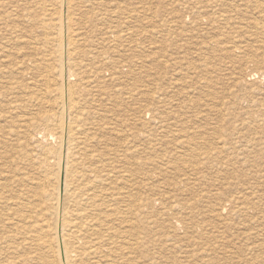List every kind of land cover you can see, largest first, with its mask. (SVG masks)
Segmentation results:
<instances>
[{"label":"rangeland","instance_id":"374dc122","mask_svg":"<svg viewBox=\"0 0 264 264\" xmlns=\"http://www.w3.org/2000/svg\"><path fill=\"white\" fill-rule=\"evenodd\" d=\"M1 1L4 2L5 0H0V2ZM32 1H34V0H32ZM36 1H37L36 6H35L36 12H35V14H33L34 17H32V21L30 19V16H33V15H29V13L25 12V13H23L24 17L21 16L20 19L19 18L16 19V21L18 20L17 22L15 21V19L9 21L10 22V23L8 22L9 24L6 22L4 23V20H2L3 21L2 23L0 22V27H2L0 29V41H1L0 45H1V47H3L0 51V55H1L0 56V118H2V119H0L1 120L0 121V147L1 146L3 147V148L2 147L0 148V164L3 165L2 174L4 176L8 177V184H10L12 186L11 192L7 191V193H5V190H2V188H0V198L6 195V197L9 196V198L12 199V201H17V198L26 196V194H28V186H30L27 184L28 181H24V182L20 183L19 186L16 185V183L20 181V175H21L20 173L24 172V173L28 174V172L30 171V169L28 168V166L25 163H24V165H23V163L20 164L18 167L12 166V161L14 162V160H16L15 158L18 157V154L20 152V149H19L20 143L23 142V140H21L22 137H20L21 138L20 139V138H18V136L16 134H17V131L19 128L22 129L21 126H22L23 120L27 121V122H23L25 124L35 122L34 120H35L36 116L37 117L39 116L38 113L41 114L44 112L45 109H48V107H47L48 105H46V103H45L46 102V96L44 95L45 91H43V89L46 88L45 85L47 84V81L49 79V77H48L49 74L47 71H45L46 70L45 67H47L48 65H52V64L54 65L53 59L55 58L54 53L56 52L55 43L50 38V37H52L50 35V33L54 34V32L52 31V32L46 33V31L44 30V28L42 26L45 21L47 23H49L48 21H50V19H51V17H49V16L52 14V11H53L52 4L54 1L53 0H39L41 3L38 0H36ZM107 1H108V3H107ZM119 1L121 3H119ZM127 1H129V2H127ZM144 1L145 0H96L94 2V0H77V3H76V5H77L76 14H78V15L76 16V19H75L76 20L75 27L77 30L81 29L82 30L81 32H83L84 36L87 38L84 41V45L81 47V50L83 51L82 57H81L82 62H85V64H87L88 59L95 57V56H100L99 58H101L102 56L104 57V55H105V58H106V61H105L106 64H103V65L97 64L99 68L103 66V68L100 71H102L104 78L102 79L103 83H102V85H100V88L97 86V83L95 82V80L92 78V76L88 72H87V74H84L83 76H81L83 78V82L85 85L84 86V88H85L84 96H85V100H86L85 105L88 107L87 111L91 112V115L95 116L94 118L97 117L96 120L86 121L87 123H89V124H87V126H85V127H87V132L89 133V137H90L89 144L92 145V147H93L92 149H94L98 154H105V156H103V158L105 160V163H104L105 167H104V170L102 173V175H104L105 178L103 177L104 179L102 178V181L95 183V184H97L96 190L103 192V193H106V194H109V195H111L112 193H114V195H116L117 192L122 193V194H126L128 192L127 190H129V188H130L129 187L130 184H128L125 181H122L121 178L119 177L120 176V174L118 173L119 169L115 170V168L120 166L118 161H122V157L116 156L118 158L117 159L115 156L109 155V154H115L116 152L125 151V149H127V150L130 149V152H134V151L139 152L138 154H140V155L137 156V158H135L136 156H134V158L132 159V168L135 167V161L148 159L151 157V155H154V154L159 155L162 152L164 153V150L167 151V155H168V153H171L169 158L173 159V157H171V155L173 154V149H172L173 146H170L172 143L169 145V142H167L168 139L166 137H164L165 136L164 129L159 128L157 125L155 126L156 121L153 120L154 118L157 120H162V119L168 117V115L165 114L166 109L162 107V104H160V103L157 104L156 102L153 103L154 105H152V109H150V110H148V108L145 109L146 107L150 108V105L145 104L146 103V98H145L146 95L157 94L158 95L157 97L160 99H162L163 95H164V97L166 96L165 97L166 100L170 101L172 104H174V106H176V107H174L175 110L171 116L172 119L174 120L175 117L176 118L178 117L176 119V121H179V122L185 121L184 123H187L188 127L190 126V128L198 127L200 129L202 127V129L204 128L203 130L205 131V134L207 131H209L204 136L205 138L209 137V138H207L208 144L211 143V144H214L213 146H215L217 141L214 138H221L222 136H225L224 138H226V139L230 138L231 141H234L238 138V141L243 144L245 140L242 139L240 141L239 138H242V137H237V136H241V135L247 136L248 138L245 137V139H247V140H249V139L254 140V143L252 145H249L248 148L246 147L243 151H241V154L239 153L240 151H236V152H233L229 155H221V156H216V157L214 156L213 159L211 160V162H209L210 160L208 161V159L201 158L200 162L199 161H198V163L196 162V164H198V165H195L196 168H194L193 165L192 166L191 165L190 166L184 165L185 166L184 167L183 165H181L180 162L177 163L175 161L176 164L174 163V166L173 165L169 166L170 168H168L167 170L165 169L166 167L164 166V167L160 168L161 170H159L157 168L156 171H151L150 174H153L152 175L153 178L151 181H147V180L145 181V177H143V175H140V176H138V178H136V182L138 181L140 183L135 185L136 182H135L134 178L132 177V181H133L132 182V190H133L132 194L133 195H135L137 193L140 194V197H145V196L151 195L152 198H154V199L162 200L160 202L158 201L157 204L158 203H160V204H158V205L156 204L154 206V209H152L151 216L149 217V220H146V221L143 220L142 221V222H144L143 226L146 227L148 225L147 227L149 228L150 231L148 233H144L143 235H140V242H138V243H141V242L145 243V246H144L145 249L142 250V252L140 250L133 251L134 254L132 253V262H133L132 264H135V263L136 264H142V263L146 264V262H147V264H152V263L153 264H164V263L165 264H184V263L185 264H196V263L197 264H214V263H216V264H235L236 263V264H238L239 260H240L239 264H253V263L254 264H264V260H262V259H264L263 258L264 257V254H263L264 253V250H263L264 249V243H263L264 238H262V237H264V235H262V234H264L263 233L264 232L263 231L264 222L262 223V221H264V219H263L264 218V213H263L264 212V186H263L264 185V178H263L264 177L263 176L264 175V171H263L264 165H262L260 168H258L261 164H264V160H263L264 159V144H262V143H264V136H263L264 135V124H263L264 123V113H263L264 112V110H263L264 109V93H263L264 92V78H263L264 77V75H263L264 64L261 66H256V65L252 66L251 63H250V65H248L249 64L248 63L246 65V63H247L246 61L252 58L251 54L255 50V49H253L255 44H253V43L250 44V50L244 58L246 60L245 62H241V60L235 59L234 57H230L229 55H225L223 53L224 48L228 47L229 42H231V40H229V39L226 41V44H225V41H222V42H224L222 44V46H218L217 48H215L214 53H212V55H210L209 57L206 56V59L209 62L208 65H210V66H208L210 68V70H209L210 72L209 71L206 72L204 70L203 71L204 73H202V76L209 80L210 88L209 89L206 88V90H204L205 88L201 89L200 91L202 93L200 92V95H199V90L196 91L198 93L197 98H196L197 104L192 106L193 101L191 103L188 100V98L186 99V97H187L186 93L189 91V88L191 86V79H189L187 77V75H186V77H187V79H186L184 76L185 74H183L186 71H184L182 73V71H180V70L182 68L183 69L189 68L188 63H192L194 61V58H193L194 57V51H196V49L200 48L201 45H199V44L204 43V41L206 40V38H205L206 36H205V34H203L205 31H202L200 27H196L195 25H191V23L193 21V20H191L192 17L188 21H186L187 25L183 26V28H180L179 25H181V24L177 23L178 25L173 29L174 31L172 33V38L175 37L174 43L172 42V45L169 48H167L165 42H166V38H168V36H167V33L164 32V29L166 30V25L168 22H172L174 19L176 22L177 21L176 19H178V18H176V16L177 15L179 16L180 13H182L181 11L183 8L181 6H178L179 1H180V4H185L187 2H186V0H177V1L172 0L173 2L175 1L174 3L171 0H153V1L147 0L145 2ZM148 1H150V2H148ZM39 3L41 5H39ZM154 3H156V5H154ZM125 4H126V6H125ZM163 4H165L166 6H163ZM41 6H43L44 8ZM130 6H131V8H129ZM161 6H163V7H161ZM1 8L2 7H0V11L3 13L0 12V14H2L0 17L6 15V14H4L5 13L4 7L2 8L3 10ZM119 8L122 10H119ZM40 9H42V10L40 11ZM99 9L101 11H99ZM170 9H172L173 11H169ZM131 10H132V17L133 18H128L127 14L129 12H131ZM151 10H152V12H151ZM87 11H88V15H87ZM108 11L110 13H108ZM116 14H118V15H116ZM251 15L252 14L249 12L248 14H246L247 18L245 17V19H243L241 17V20L243 19L244 21H247L248 19L253 18V17H251ZM106 17L108 20L106 19ZM146 17H148V18L146 19ZM14 18H17V17H14ZM83 18H85V19H83ZM140 18H141V20H140ZM37 20H39V21H37ZM168 20H171V21H168ZM241 20H240V22L243 23L244 21H241ZM21 21H22V23H20ZM99 22H100V24H99ZM177 22H180L179 19ZM10 24L14 25V26H11ZM96 24H98L97 27H96ZM18 25H20V26H18ZM122 28H124V29L122 30ZM184 29H186L185 32H184ZM15 30H16V32H15ZM111 30L115 31L114 34H112L111 36L106 35V33L108 31L111 32ZM181 30H183V31H181ZM127 31H130V32H127ZM156 31H158V32H156ZM180 32H183L185 36L180 37L179 36ZM41 33H42V35L43 34L44 35L41 36L40 35ZM100 33H102V34H100ZM129 33H130V36H128ZM154 33H156V34H154ZM158 33H159V35H158ZM192 33H194V34H192ZM37 34H39V35H37ZM149 34H152V35H149ZM210 34L212 36L214 34V32L210 31ZM239 34H240L239 37L243 38V39L241 38L242 40H247V38L251 37L250 36L251 33L247 32V31L244 33H239ZM155 35L156 36L158 35V36L154 37ZM46 36H48L50 38V41L46 42V45H45L46 40L44 41V39ZM42 37H43V39H42ZM202 37H204V39H202ZM31 38L32 39L34 38L36 41H38L37 44L40 42L37 45V48L39 51L38 50L34 51V50L30 49L31 46L28 45V42L31 41V43H32V41H34V39L31 40ZM133 38H134V40H133ZM179 38H180V41H179ZM196 38H197V40H196ZM181 39H182V42L183 41H185V42L181 43ZM191 39L193 40V42ZM91 40L92 41L94 40L93 41L94 43ZM19 41H21V42H19ZM186 41H188V42H186ZM160 42L163 44H161ZM109 43H110V45H109ZM137 43L140 45H138ZM178 43H179V45L184 44L185 47H182V50L181 49L178 50ZM113 44H115V45L113 46ZM117 44H118V46H117ZM195 44L198 45V47ZM5 45H7V46H5ZM16 45H18V46H16ZM107 45H109V46H107ZM150 45H151V47H150ZM42 46H43V48H42ZM94 46H96V47H94ZM7 47H8V49H7ZM47 48L51 51H49ZM155 49H156V51H155ZM13 50L17 51V52H14ZM180 51H181V53H183L182 51H184V52L186 51L187 61H185V62H186V66L187 65L188 66L186 67L185 65H183V66L181 65V67H179V65H178V67H177V64L176 65L173 64L172 66L170 65V67L169 66L166 67L165 62H164L165 58L163 56L171 55V53H172V54H174V56L173 55L172 56L176 59V58L181 56V54L179 53ZM114 52H115V54H114ZM153 52H155V53H153ZM167 52H169L170 54ZM40 53H42L43 55ZM123 53H125V54H123ZM3 54H5V55H3ZM28 54H29V56H28ZM131 54H132V56H131ZM179 54H180V56H179ZM183 54H185V53H183ZM260 54L264 55V51L260 52ZM113 56H115V57H113ZM138 56H139V59L137 58ZM217 56H218V58H217ZM240 56L243 57L242 55H240ZM2 57H3V59H2ZM31 57H33V58L36 57V59L38 60V63L41 65L39 67V70L37 69V71L34 70L33 72H31V75H33L32 77H34V78H31L30 74L27 75L28 77L26 76L23 78L21 75H19V73H21L20 71H22V68H23V66H21V63L23 60L31 58ZM159 57H161L160 58L161 60L159 59ZM214 57H216V58H214ZM135 58H137V59H135ZM133 59H135V60H133ZM155 60H157L158 62ZM48 61H50L51 63ZM136 61H138L139 63ZM153 61H155L157 64ZM196 61H197L196 64L200 65L199 64L200 61L199 60H196ZM11 62L12 63L14 62L13 63L14 65ZM108 62H109V64H108ZM141 62H142V64H141ZM211 62L212 63L214 62L213 63L214 65L211 64ZM44 63H45V65H44ZM150 63H151V65H150ZM162 63H164V64H162ZM229 63H231V64L229 65ZM242 63H243V65H242ZM137 64H139V65H137ZM108 65H109V67H108ZM148 65H150V66H148ZM133 66L135 67V69L136 68L137 69L135 70ZM241 66H243V67H241ZM163 67H164V69H163ZM234 68L236 69V71ZM23 70H26V69L24 68ZM147 70H148V72H147ZM16 71H18V73ZM133 71H135V72H133ZM138 71H139V73H138ZM179 71L182 74L179 73ZM199 71H201V70H199ZM245 71H246V73H245ZM12 72L14 73V75ZM215 72H217V73H215ZM10 73L13 77H11ZM149 73L151 74V76L149 75ZM213 73H215V75ZM106 74H109L111 77L109 75L106 76ZM177 74H179L181 76H179ZM229 74H231V75H229ZM253 74H256V76L258 78L255 77L256 79H251L254 76ZM130 75H132V76H130ZM137 75H138V77H136ZM251 75H253V76L250 77ZM142 76H144V77H142ZM224 76H225V78H224ZM191 77L195 78L196 75H193ZM247 77H249V78H247ZM8 78H12L13 80L8 79ZM126 78L129 81L126 80ZM167 78L169 80H171V79L172 80L169 82V80ZM178 78H179L180 82L177 80ZM213 78L215 79V82H214ZM242 78H244V79H242ZM5 79L6 80L8 79V80L5 81ZM226 79L228 80V81H226L227 83L225 82ZM237 79H238V81H237ZM241 79H242V81H241ZM135 80H136V83L134 82ZM31 81H32V85L30 84ZM37 81H39V82H37ZM41 81H43V83ZM187 81H188V83H185ZM13 82L15 84V86L13 85V87H15L14 88L15 90L17 89L16 91H14V89L12 87L11 88L9 87L10 89L6 87V86H8V83L13 84ZM44 82H45V84H44ZM137 82H138V84H137ZM250 82L253 83V85ZM146 83H147V85H145ZM28 84H29V86H28ZM130 84H131V86H130ZM142 84H144V85H142ZM216 84H218V85H216ZM227 85H230V86H227ZM232 85L235 87H233ZM24 86H25V88H24ZM96 86L98 88H96ZM158 86H160L161 90H159ZM164 86H165V88H164ZM168 86H170V87H168ZM176 87H178V88H176ZM247 87H248V89H247ZM27 88L29 90H27ZM173 88L174 89L176 88V89L174 90ZM240 88H241V90H240ZM21 89H23V91ZM24 89H25V91H24ZM36 89H38V90H36ZM169 89L171 91H169ZM150 90L151 91L153 90L152 91L153 93L150 92ZM222 90H223V92H222ZM224 90H225V93H224ZM243 90H244V92H243ZM254 90L255 91L257 90L256 95H254L255 94ZM34 91H36V92H34ZM39 91L41 93H38ZM178 91H181V92H178ZM29 92H30V94H29ZM32 92L35 94H38L36 98H39V100H37V101L32 100L28 107L15 109V107L17 105L20 106V104H21L22 106H24V99L27 98V95L28 96L32 95L33 94ZM168 92H170L171 94H169ZM17 93H20V94H17ZM115 93H117L118 95ZM207 93H208V95H207ZM23 95H24V98L22 97ZM43 95H44V97H43ZM245 95H247L248 97ZM136 96H139V97H136ZM173 96H174V99L172 98ZM175 96L177 97L176 99H175ZM242 96H243V98H242ZM180 98H181V100H180ZM221 98H222V100H221ZM223 98H224V100H223ZM204 100H205V102H204ZM174 101H177V102H174ZM194 101H195V99H194ZM117 102H118V104H117ZM127 103H129V104L127 105ZM139 103L141 104V106ZM208 103H210V104H208ZM32 104H34V105H32ZM35 104L36 105L38 104L37 105L38 108H37V106H35ZM143 105L145 107H143ZM216 105L218 106V108H216L217 107ZM31 106H32V108H31ZM179 106H182L183 108L180 109ZM257 106H258V108H257ZM139 107H140V109H139ZM125 108H126V110H125ZM135 108H136V111H135ZM141 108H143V109H141ZM206 108H208V109H206ZM231 108H232V111H231ZM260 108L262 109V112H261ZM209 109L212 111H210ZM217 109H218L219 113H218ZM140 110H141V112L142 111L143 112L141 113ZM120 111H123V112L120 113ZM128 111H130L131 113ZM30 112H32V113H30ZM36 112H38V113H36ZM101 112H103V113H101ZM136 112H137L138 116L136 115ZM148 112H151V114L148 115L147 114ZM158 112H160V113H158ZM187 112H189V113H187ZM223 113H224V115H223ZM257 114H259V115H257ZM163 115H165V116H163ZM247 116L248 117L251 116V117L248 118ZM240 119L242 120L241 121L242 124L239 122ZM111 120L117 122V124ZM190 121H193V122L190 123ZM250 121H253L254 123L253 122L250 123ZM143 124H145V125H143ZM232 124H233L234 128L232 127ZM259 124L261 127L259 126ZM250 125H252V126H250ZM138 126H140V127H138ZM119 127H120V129H119ZM212 127H213L214 131H212ZM229 127L232 130H230ZM145 128H147V129H145ZM220 128H221V130H220ZM127 129H129V130H127ZM206 129H207V131H206ZM215 130H216V132H215ZM250 130H251V132H249ZM10 131L16 132L14 138H12L13 136L9 137L8 134ZM122 131H124V132L122 133ZM143 131L146 134H144ZM242 131H243V134H242ZM257 134H259V135L261 134V135L259 136ZM120 137H121V139H120ZM159 137H161V138H159ZM144 139H146V141ZM135 140H136V142H135ZM146 142H149V143H146ZM135 143L137 144V146ZM167 143L169 146L167 145ZM211 144H209V145H211ZM133 145H135V146H133ZM166 145H167V147H166ZM124 146H126V147H124ZM156 146H158L159 148ZM256 146L258 147L257 149H256ZM132 148L134 149V151H132ZM144 148L146 149V151ZM246 149H247V151H245ZM151 150H153V151H151ZM169 151H172V152H169ZM253 151H254V154H253ZM255 151L259 152V153L257 154ZM244 153H245V155H244ZM246 155L248 156V159H247ZM251 156H253V157H251ZM250 157L252 160H256V159L257 160L253 161L254 162L253 163V162H251L252 160L250 159ZM260 158H262V159H260ZM113 159H115L114 160L115 162L113 161ZM154 159H155V165H157L158 167L162 166L161 163L164 161L161 162V160L157 159L156 157ZM231 160L233 162H231ZM106 161H108V162H106ZM228 161L230 162V164ZM257 161H258V164H257ZM260 162H262V163H260ZM147 163H151V161H147ZM204 163H205V165H204ZM207 163H210V164L207 165ZM117 164H119V165H117ZM178 164H179V166H178ZM253 165H255V166H253ZM242 166H244V167H242ZM150 167L151 166L148 165V167H144V168L149 170V169H151ZM204 167H207V168H204ZM186 168H187V171L185 172ZM231 168H233V169H231ZM163 169H165V170H163ZM170 169H171V171H170ZM172 169H174L175 172H174V170L172 171ZM229 169H230V171H229ZM255 169H256V172L253 171ZM19 170H21L20 173H19ZM192 170L196 171V172H192ZM238 170H240V171H238ZM213 171H214V173H213ZM215 171L217 174L215 173ZM262 171H263V173H262ZM105 172L107 174H104ZM225 172H226V174L227 173H229V174H227V175L225 174V176H224ZM230 172H232V173H230ZM156 173H160V174L158 175ZM191 173L194 174V176H191L192 175ZM239 173L242 175H239ZM252 173H255V174H252ZM117 174H119V176ZM165 174H167V176ZM258 174H259V176H257ZM208 175H211L212 177L208 176ZM229 175L232 178H230ZM109 176H111V177H109ZM219 176L221 179L219 178ZM227 176H229V178H227ZM194 177H196V178H194ZM259 178H261V179L263 178V179L261 180ZM228 179H230V181ZM158 180H160V182ZM221 180H225V181H221ZM168 181H170V182H168ZM193 181H196L197 183L196 182L193 183ZM206 181H209V182L207 183ZM201 182H203L204 184ZM225 182L226 183L228 182L226 184V186H225ZM112 183H113V186H110L109 184H112ZM119 183H121L122 186ZM239 183L241 185H239ZM245 183H246V186H244ZM256 183H258L257 186H256ZM150 184H151V186H150ZM188 185H190V186H188ZM117 186L119 189L117 188ZM140 186H141V188H140ZM199 186H200V188H199ZM238 186H239V188H238ZM183 187H184V189H183ZM109 188H111V189H109ZM120 188H121V190H120ZM125 188H128V189H125ZM207 188L209 189V191ZM235 188H238V189L236 190ZM254 188H255V191H254ZM113 189L115 190V192ZM117 189H118V191H116ZM218 189L220 190V192ZM231 189H232V191H230ZM250 189H251V191H250ZM110 190H112V191H110ZM145 190H146V192H145ZM239 190L242 193L238 194ZM157 192H159V193H157ZM226 192H230L229 194H231V195L229 196V194L227 193V196L225 197ZM243 192H245V193H243ZM164 193H167L168 198H166V196H165L166 194H164ZM248 193L252 194L251 198H250V195ZM161 194H163V195H161ZM245 194L247 196L248 195L249 196L247 197ZM109 195H107V196H109ZM221 195H222V197H221ZM239 195L241 196V198ZM227 197H229L230 199ZM204 199H205V201H204ZM224 199L226 201V204H225V201H223ZM227 199H228V201H227ZM232 199H234L235 203H237V204L233 203L234 201ZM241 200H243V201H241ZM255 200H257L258 202H256ZM167 203H168V205H167ZM170 203H172V206L179 203V206H177L175 213H174V211H172L174 214L171 212V208L169 207ZM204 203H208V204L204 205ZM240 203H242V204L240 205ZM246 203H248V204L246 205ZM218 205H220L222 207L225 206L226 211L227 210L228 211L227 212L221 211L222 212L221 213L220 209H219L220 206L218 207ZM237 205L238 206L240 205V207L237 208L238 207ZM255 205H258V206H255ZM0 206H1L0 207V264H50V259L48 258V256H49L48 249L43 247L44 241L38 242V243H36L34 241V240L38 239V237H40V235H41L40 234L41 233L40 225L37 223V221L40 224H42L41 218L38 216V208H35L36 207L35 203L30 208H27L25 211L19 213L20 215L22 214V216H16L15 210L17 208H15V206H12V205L8 206V207H6L5 205H0ZM232 206H233V208H232ZM252 207H254V208H252ZM191 208H192V210H191ZM211 208L213 209V212L215 210L216 214H214L212 212H211L212 214H210V211H212ZM255 208H257V210ZM165 209H168V210H165ZM209 209H210V211H209ZM231 209H235V210H231ZM158 210H160L161 212ZM190 210H191V212H190ZM240 210L241 211L243 210L244 212L242 211L243 212L242 213ZM249 210L252 211V213ZM245 211L247 214L245 213ZM253 211H254V213H253ZM177 212H179V214ZM205 212L210 214V215L209 216H208V214L206 215ZM248 213H250L251 215L253 214V215L251 216ZM259 213H261V215ZM243 214L244 215L246 214L245 215L246 218L244 217ZM254 214H256L255 217H254ZM224 215H225V217H224ZM196 216L198 217L197 219H196ZM215 216H216V218H214ZM217 216H219V217L217 218ZM235 216H237V217H235ZM248 217L249 218L251 217L252 219L251 218L249 219ZM190 218H191V220H190ZM210 218H211V220H212V218H214V220L210 221ZM235 218L237 219V221L238 220H243V221L235 222L236 221ZM260 218L262 221L259 220ZM165 219H166V221H165ZM178 219H180V220H178ZM206 219H207V221H209V223L206 221ZM175 220H177V221H175ZM188 220H189V222H188ZM215 220H220V221H215ZM132 221H133L132 223H134V222L138 223L140 220L137 217L136 218L133 217ZM190 221L194 222L193 226L190 225ZM247 221H248V223H245ZM222 222H224V223H222ZM249 222H251L252 224H250ZM148 223H150V225ZM178 223H179V225H178ZM241 223L244 224V227H246V226H247L246 228L249 227L248 230H246V228H244ZM211 224L213 225L212 227H211ZM215 224H217V225H215ZM236 224H238V225H236ZM249 224L252 225L253 227L251 226V228H250ZM254 224H256V225H254ZM226 225H227V227H226ZM230 226H232L234 228L232 229V227H230ZM255 226L256 227L258 226V227L256 228ZM216 228L218 229V231ZM228 228H229V230H228ZM240 228L241 229L243 228V230H245V232L242 231ZM211 229H212V231H211ZM223 229H224L226 235H225ZM152 230L153 231L155 230V231L153 232ZM261 231H263V232H261ZM238 232H239V235L241 237L238 235ZM212 233H214V234H212ZM221 234H223V235H221ZM252 234L253 235L255 234V236H253ZM168 235H170V236H168ZM211 235H212V237H211ZM237 235L239 236V238H237L238 237ZM228 236H230V237H228ZM234 236L236 238L233 240ZM257 236L259 238H257ZM204 237H206V238H204ZM227 238H229V240ZM250 238H251V240H250ZM152 239H153V241H152ZM252 239H253V241H252ZM40 240H44V239H40ZM235 240H236V242H235ZM247 240L249 241V243ZM257 240H258V242H257ZM261 241H262V243L259 244ZM134 242L136 243V241H133L132 243H134ZM237 243H238V245H237ZM250 244H252V245H250ZM203 245H204V247H203ZM254 245H257V246H254ZM260 245H262L263 247ZM228 246L231 249L226 248ZM244 246H246V247H244ZM243 247H244V250H243ZM254 247H255V249H254ZM216 248H218V249L216 250ZM194 249H195V251L198 250L197 253L196 252L194 253ZM228 249L231 250L232 252L229 251ZM234 250L235 251L237 250V252L235 253ZM249 250L250 251L252 250L253 252L251 251V253H250ZM180 252H182V253H180ZM154 253H157L158 255H156ZM181 254H183V255H181ZM241 254H243V255H241ZM260 254H261L262 258L259 256ZM220 255H222V256H220ZM244 255H246V257ZM242 256H244V257H242ZM151 257H153V258H151ZM166 257H168V258H166ZM207 257H209V258H207ZM198 258H199V260H198ZM237 258H238V260H237ZM244 258L245 259L247 258L246 259L247 261ZM250 258H252V259H250ZM135 259H136V261H135ZM143 259H144V261H143ZM220 259H222V260H220ZM241 259L243 261H241ZM248 259H250V260H248Z\"/></svg>","mask_w":264,"mask_h":264},{"label":"bare ground","instance_id":"6f19581e","mask_svg":"<svg viewBox=\"0 0 264 264\" xmlns=\"http://www.w3.org/2000/svg\"><path fill=\"white\" fill-rule=\"evenodd\" d=\"M39 1V0H38ZM53 4H52V14L49 16L51 17L50 21H48L49 23L44 22L43 23V28L46 31V33L48 32H54L50 33V35L52 37H50L54 43H55V50L56 52L55 54V58L54 60V65H48L45 71L48 72L49 74V79L47 81V84L45 85V89H43L44 95L46 96V105H48V109H45L43 113L39 114L38 112V117L36 116L35 118V122L32 123H23V122H27V121H22V129H18L17 134L15 131H10L9 132V137L14 138L15 134L18 136V138L22 137L21 140H23L22 143H20L19 149L20 152L18 154V157L15 158L16 160H14V162L12 161V166H19L20 164L24 163L28 166V168L30 169V171L27 173L21 172V170H19V174L20 175V181L16 183L17 186L20 185V183L24 182V181H28L27 184L30 185L28 186V194H26V196L24 197H19L17 198V201H12V199L5 196L0 198V205H5L6 207L8 206H15V208H17L15 210L16 212V216H22V214L20 215L19 213L25 211L27 208H30L34 203L36 205L35 208H38V216L41 218V222L42 224H40L38 221L37 223L40 225V231H41V235L40 237H38V239L34 240L36 243L38 242H42L44 241V245L43 247L48 249V258L50 259V264H132V253L135 250H140L142 252V250L145 249V243L140 242V235H143L144 233H148L150 230L149 228L146 226H143L144 222H142L143 220H149V217L151 216V211L152 209H154V206L157 204V202L162 201L159 199H154L152 198L151 195L149 196H145V197H140V194H135L133 195L132 192V177L134 178L135 182H136V178H138V176L143 175V177H145V181H151L153 178V174H150L151 171H156V169L158 168L159 170H161V167H166L165 169L167 170L168 168H170L169 166H174V163L176 164V162H180L181 165H193L194 168L196 164V162L198 163V161L200 162L201 158L204 159H208L209 162H211V160L213 159V157L215 156H221V155H229L233 152L236 151H240L239 153L241 154V151H243L246 147L248 148L249 145H252L254 143V140L252 139H245L244 135L241 136H237V137H242L239 138V140L241 141L242 139L245 140L244 143H240L238 141V138L234 141H231L230 138L226 139L224 138L225 136H222L221 138H214L216 141V145L213 146L214 144L209 145L208 144V140L207 138H205L204 136L207 134V129H206V134L205 131L202 129V127L199 129L198 127L195 128H190V126L188 127L187 123L184 122H179L176 121V118L173 120L172 119V113L174 112L176 106H174V104H172L170 101L166 100V96L160 99L158 98L157 94L155 95H146V105H150L149 107H146L145 109L148 108V110L152 109V105H154L153 103H160L162 104V107L166 109L165 114L168 115V117L162 119V120H157V119H153L154 121H156L155 126L157 125L159 128L164 129V133L165 136L169 142L170 146H173V154L171 155L172 158H169L171 153H168L167 155V151L164 150V153L160 152L161 154L159 155H151L150 158L145 159V160H140V161H135V167L132 168V159L134 158V156H136L135 158H137V156H139L140 154H138L139 152L134 151V149L132 148V151L134 152H130V149L127 150L125 149V151H121V152H116L115 154H109V155H113V156H121L122 157V161H118L120 166H118L116 169H119V174H117L122 181L127 182L129 185V190H127L128 192L126 194H122L117 192L116 195H114V193H112L111 195L97 191L96 190V185L95 183L102 181V178L104 177V175H102L103 170H104V163L105 160L103 158V156H105V154H98L94 149H92V145L89 144V133L87 132V123L86 121L88 120H96V118H94V115H91V112L87 111L88 107L85 105L86 104V100H85V96H84V92H85V88H84V82H83V78L81 76H83L84 74H87V72L92 76V78L95 80V82L97 83V86L100 88V85H102L103 81L102 79L104 78L102 71H100L102 67H98L97 64H106V58L105 55L104 57L102 56L101 58H99L100 56H95L92 57L90 59H88V63L85 64V62H82L81 57H82V50L81 47L84 45V41L87 39L83 32H81V29H76L75 27V23H76V16L78 14H76V3L77 0H53ZM96 0H94L95 2ZM147 1V0H145ZM144 1V2H145ZM153 1V0H152ZM172 1V0H171ZM177 1V0H176ZM36 0L32 1V0H5L4 2L1 1L0 2V7H4L5 13L6 15L0 17V22L2 23L4 20V23H8L9 21L15 19H20L21 16L24 17L23 13L27 12L29 13V15H33L36 12L35 6H36ZM40 2V1H39ZM105 2V1H104ZM112 2V1H111ZM115 2V1H114ZM129 2V1H127ZM126 2V3H127ZM143 2V1H142ZM150 2V1H148ZM173 2V1H172ZM175 2V1H174ZM173 2V3H174ZM187 3L185 4H180V1L178 3V6H181L182 9V13H180V15L176 16V18L179 19L180 22H177L178 19H176L177 21L175 22V19L172 22H168L166 25V30L164 29V32L167 33L168 38H166V46L167 48H169L172 45V42L174 43V38H172V33H173V29L178 25L177 23H180L181 25L180 28H183V26L187 25L186 21H188L191 17L193 20L191 25H195L196 27H200L202 31H205L203 34H205V38L206 40L204 41V43L199 44L201 45L200 48L196 49V51H194V61L192 63H188L189 68L186 69H181L180 71H182V73L184 71L183 74H185V78L187 79V77L189 79H191V86L189 88V91L186 93L188 100L192 103L193 101V105H196V98H197V92L199 90V95H200V90L204 89L206 90L210 88V82L207 78L202 76V73H204L203 71L205 70L206 72H208L210 70V68L208 66V61L206 59V56H210L212 55V53H214V49L217 48L218 46H222V44L225 41L229 39L231 40V42H229V46L225 47L223 50V53L225 55H229L230 57H234L235 59L241 60V62H245L246 60L244 59L245 56L248 54L249 50H250V44L253 43L255 44L253 49H255L252 52V58L247 60L246 65H250V63L256 66H261L264 64V55H261L260 52L264 51V0H186ZM41 3V2H40ZM39 3V5H41ZM108 3V1H107ZM119 3H121L119 1ZM167 3V2H166ZM83 4V3H82ZM100 4V3H99ZM132 4V3H131ZM38 5V4H37ZM38 5V6H39ZM46 5V4H45ZM86 5V4H85ZM121 5V4H120ZM124 5V4H123ZM154 5H156V3H154ZM162 5V4H161ZM44 6V5H43ZM41 6V7H43ZM126 6V4H125ZM142 6V5H141ZM146 6V5H145ZM144 6V7H145ZM163 6H166L165 4H163ZM161 6V7H163ZM81 7V6H80ZM100 7V6H99ZM168 7V6H167ZM171 7V6H170ZM1 8V9H2ZM44 8V7H43ZM42 8V9H43ZM48 8V7H47ZM103 8V7H102ZM105 8V7H104ZM131 8V6L129 7ZM153 8V7H152ZM151 8V9H152ZM40 9V11L42 10ZM87 9V8H86ZM3 10V9H2ZM85 10V9H84ZM119 10H122L119 8ZM127 10V9H126ZM155 10V9H154ZM160 10V9H159ZM158 10V11H159ZM162 10V9H161ZM39 11V10H38ZM46 11V10H45ZM99 11H101L99 9ZM104 11V10H103ZM111 11V10H110ZM124 11V10H123ZM149 11V10H148ZM169 11H173L172 9H170ZM1 12V11H0ZM44 12V11H43ZM128 12V11H127ZM138 12V11H137ZM152 12V10H151ZM175 12V11H174ZM251 13V17L250 19H246L247 21H244L243 19H245L246 14ZM3 13V12H1ZM85 13V12H84ZM101 13V12H100ZM108 13H110L108 11ZM107 13V14H108ZM117 13V12H116ZM177 13V12H176ZM38 14V13H37ZM134 14V13H133ZM147 14V13H146ZM145 14V15H146ZM2 14H0L1 16ZM80 15V14H79ZM87 15H88V11H87ZM100 15V14H99ZM118 15V14H116ZM128 18H133L132 17V10L131 12H129L128 14ZM140 15V14H139ZM144 15V14H143ZM142 15V16H143ZM124 16V15H123ZM141 16V15H140ZM148 16V15H147ZM17 17V18H14ZM32 17L30 16V19L32 21ZM41 17V16H40ZM87 17V16H86ZM105 17V16H104ZM103 17V18H104ZM113 17V16H112ZM151 17V16H150ZM158 17V16H157ZM241 17L243 18L241 20ZM38 18V17H37ZM102 18V19H103ZM127 18V19H128ZM148 17H146L147 19ZM152 18V17H151ZM247 18V17H246ZM249 18V17H248ZM28 19V18H27ZM40 19V18H39ZM85 19V18H83ZM107 19V17H106ZM105 19V20H106ZM135 19V18H134ZM138 19V18H137ZM143 19V18H142ZM25 20V19H24ZM41 20V19H40ZM108 20V19H107ZM122 20V19H121ZM133 20V19H132ZM141 20V18H140ZM150 20V19H149ZM157 20V19H156ZM244 21L243 23L240 22ZM18 21V20H17ZM16 21V22H17ZM27 21V20H26ZM25 21V22H26ZM39 21V20H37ZM42 21V20H41ZM83 21V20H82ZM81 21V22H82ZM98 21V20H97ZM117 21V20H116ZM158 21V20H157ZM171 21V20H168ZM14 22V21H13ZM103 22V21H102ZM145 22V21H144ZM10 23V22H9ZM8 23V24H9ZM22 23V21L20 22ZM107 23V22H106ZM137 23V22H136ZM150 23V22H149ZM165 23V22H164ZM94 24V23H93ZM100 24V22H99ZM123 24V23H122ZM155 24V23H154ZM3 25V24H2ZM11 25V24H10ZM30 25V24H29ZM32 25V24H31ZM98 24H96L97 27ZM126 25V24H125ZM152 25V24H151ZM14 26V25H11ZM20 26V25H18ZM28 26V25H27ZM124 26V25H123ZM127 26V25H126ZM132 26V25H131ZM159 26V25H158ZM190 26V25H189ZM16 27V26H15ZM103 27V26H102ZM2 27H0L1 29ZM18 28V27H17ZM106 28V27H105ZM125 28V27H124ZM122 28V30L124 29ZM135 28V27H134ZM155 28V27H154ZM186 28V27H185ZM84 29V28H83ZM142 29V28H141ZM159 29V28H158ZM179 29V28H178ZM144 30V29H143ZM152 30V29H151ZM177 30V29H176ZM186 29H184L185 32ZM9 31V30H8ZM43 31V30H42ZM95 31V30H94ZM121 31V30H120ZM183 31V30H181ZM210 31H213L214 34L211 36ZM249 32L251 33V37L247 38V40H242V37H239V33H244V32ZM4 32V31H3ZM13 32V31H12ZM16 32V30H15ZM14 32V33H15ZM18 32V31H17ZM115 31L111 30L108 31L106 33V35H112L114 34ZM130 32V31H127ZM158 32V31H156ZM24 33V32H23ZM22 33V34H23ZM45 33V32H44ZM160 33V32H159ZM158 33V35H159ZM198 33V32H197ZM102 34V33H100ZM99 34V35H100ZM116 34V33H115ZM156 34V33H154ZM194 34V33H192ZM12 35V34H11ZM17 35V34H16ZM39 35V34H37ZM41 36L42 33L40 34ZM49 35V36H50ZM148 35V34H147ZM152 35V34H149ZM157 35V36H158ZM130 36V33L129 35ZM127 36V37H128ZM136 36V35H135ZM156 35L154 37H157ZM179 36H185L183 32L179 33ZM200 36V35H199ZM13 37V36H12ZM18 37V36H17ZM31 37V36H30ZM92 37V36H91ZM134 37V36H133ZM139 37V36H138ZM145 37V36H144ZM191 37V36H190ZM189 37V38H190ZM194 37V36H193ZM204 37H202V39H204ZM15 38V37H14ZM46 36L44 41H45V45L46 42L50 41V38ZM132 38V37H131ZM149 38V37H148ZM192 38V37H191ZM242 38V39H241ZM259 38V39H258ZM16 39V38H15ZM20 39V38H19ZM34 39V38H33ZM31 38V40H33ZM43 39V37H42ZM93 39V38H92ZM136 39V38H135ZM147 39V38H146ZM156 39V38H155ZM158 39V38H157ZM184 39V38H183ZM186 39V38H185ZM188 39V38H187ZM193 39V38H192ZM191 39V40H192ZM201 39V38H200ZM13 40V39H12ZM29 40V39H28ZM95 40V39H94ZM93 40V41H94ZM97 40V39H96ZM134 40V38H133ZM138 40V39H137ZM142 40V39H141ZM161 40V39H160ZM197 40V38H196ZM199 40V39H198ZM256 40V41H255ZM262 40V41H261ZM8 41V40H7ZM26 41V40H25ZM40 41V40H39ZM92 41V40H91ZM92 41V42H93ZM115 41V40H114ZM145 41V40H144ZM143 41V42H144ZM180 41V38H179ZM178 41V42H179ZM252 41V42H251ZM1 42V41H0ZM21 42V41H19ZM38 41H36L34 39V41L28 42V45L31 46L30 49L37 51V44ZM96 42V41H95ZM123 42V41H122ZM139 42V41H138ZM142 42V43H143ZM152 42V41H151ZM185 42V41H183ZM182 39H181V43ZM188 42V41H186ZM193 42V40H192ZM27 43V42H26ZM50 43V42H49ZM52 43V42H51ZM94 43V42H93ZM117 43V42H116ZM135 43V42H134ZM150 43V42H149ZM161 43V42H160ZM263 43V44H262ZM7 44V43H6ZM25 44V43H24ZM100 44V43H99ZM138 44V43H137ZM136 44V45H137ZM163 44V43H161ZM197 44V43H196ZM195 44V45H196ZM231 44V45H230ZM20 45V44H19ZM22 45V44H21ZM36 45V46H35ZM92 45V44H91ZM110 45V43H109ZM107 45V46H109ZM115 44H113L114 46ZM140 45V44H138ZM137 45V46H138ZM156 45V44H155ZM193 45V44H192ZM4 46V45H3ZM7 46V45H5ZM9 46V45H8ZM18 46V45H16ZM40 46V45H39ZM97 46V45H96ZM94 46V47H96ZM118 46V44H117ZM162 46V45H161ZM198 47V45H196ZM226 46V45H225ZM22 47V46H21ZM28 47V46H27ZM41 47V46H40ZM151 47V45H150ZM182 47H185L184 44L179 45L178 43V50H182ZM3 47H1L0 45V51ZM43 48V46H42ZM54 48V47H53ZM103 48V47H102ZM127 48V47H126ZM187 48V47H186ZM8 49V47H7ZM48 49V48H47ZM111 49V48H110ZM160 49V48H159ZM162 49V48H161ZM11 50V49H10ZM49 50V49H48ZM100 50V49H99ZM148 50V49H147ZM167 50V49H166ZM184 50V49H183ZM192 50V49H191ZM220 50V49H219ZM221 50V51H222ZM14 51V50H13ZM39 51V50H38ZM51 51V50H49ZM146 51V50H145ZM156 51V49H155ZM172 51V50H171ZM170 51V52H171ZM7 52V51H6ZM17 52V51H14ZM13 52V53H14ZM120 52V51H119ZM163 52V51H162ZM165 52V51H164ZM183 53H181V51L179 52L181 54H179L180 57L178 58H174V54L171 53V55H167V56H163L165 58V65L166 67L170 65L172 66L173 64H177V67L179 65V67H181V65H185L186 66V62L187 61V55H186V51H182ZM193 52V51H192ZM191 52V53H192ZM5 53V52H4ZM8 53V52H7ZM6 53V54H7ZM44 53V52H43ZM122 53V52H121ZM127 53V52H126ZM144 53V52H143ZM155 53V52H153ZM169 53V52H167ZM42 54V53H40ZM45 54V53H44ZM115 54V52H114ZM125 54V53H123ZM136 54V53H135ZM138 54V53H137ZM147 54V53H146ZM170 54V53H169ZM178 54V53H177ZM5 55V54H3ZM8 55V54H7ZM21 55V54H20ZM19 55V56H20ZM27 55V54H26ZM37 55V54H36ZM43 55V54H42ZM117 55V54H116ZM149 55V54H148ZM152 55V54H151ZM166 55V54H165ZM173 55V56H172ZM240 55H242L243 57H241ZM1 56V55H0ZM22 56V55H21ZM24 56V55H23ZM29 56V54H28ZM132 56V54H131ZM157 56V55H156ZM177 56V55H176ZM53 57V56H52ZM115 57V56H113ZM139 59V56L137 57ZM135 58V59H137ZM157 58V57H156ZM161 57H159L160 59ZM216 58V57H214ZM218 58V56H217ZM3 59V57H2ZM86 59V58H85ZM133 59V60H135ZM145 59V58H144ZM158 59V60H159ZM14 60V59H13ZM52 60V61H53ZM150 60V59H149ZM161 60V59H160ZM164 60V59H163ZM190 60V59H189ZM193 60V59H192ZM196 60H199V64H196ZM220 60V59H219ZM41 61V60H40ZM157 61V60H155ZM153 61V62H155ZM191 61V60H190ZM19 62V61H18ZM50 62V61H48ZM116 62V61H115ZM138 62V61H136ZM158 62V61H157ZM189 62V61H188ZM12 63V62H11ZM10 63V64H11ZM14 63V62H13ZM12 63V64H13ZM20 63V62H19ZM47 63V62H46ZM51 63V62H50ZM49 63V64H50ZM139 63V62H138ZM148 63V62H147ZM152 63V62H151ZM150 63V65H151ZM156 63V62H155ZM154 63V64H155ZM214 63V62H213ZM211 62V64H213ZM109 64V62H108ZM142 64V62H141ZM157 64V63H156ZM164 64V63H162ZM231 63H229L230 65ZM234 64V63H233ZM3 65V64H2ZM14 65V64H13ZM41 64L38 63V60L36 59V57H31L28 59H25L22 61L21 66H23L22 71H20L21 73H19V75H21L23 78L26 77L28 74H30L31 78L33 75H31V72H33L34 70L37 71V69L39 70ZM45 65V63H44ZM133 65V64H132ZM135 65V64H134ZM139 65V64H137ZM146 65V64H145ZM148 65V66H150ZM187 65V66H188ZM198 65V66H197ZM214 65V64H213ZM216 65V64H215ZM243 65V63H242ZM111 66V65H110ZM128 66V65H127ZM141 66V65H140ZM139 66V67H140ZM186 66V67H187ZM212 66V65H211ZM226 66V65H225ZM19 67V66H18ZM109 67V65H108ZM134 67V66H133ZM160 67V66H159ZM158 67V68H159ZM232 67V66H231ZM243 67V66H241ZM26 70H23V69ZM86 68V69H85ZM88 68V69H87ZM148 68V67H147ZM233 68V67H232ZM41 69V68H40ZM135 69V67H134ZM137 69V68H136ZM135 69V70H136ZM139 69V68H138ZM155 69V68H154ZM164 69V67H163ZM178 69V68H177ZM180 69V68H179ZM220 69V68H219ZM222 69V68H221ZM224 69V68H223ZM227 69V68H226ZM235 69V68H234ZM233 69V70H234ZM238 69V68H237ZM260 69V68H259ZM262 69V68H261ZM141 70V69H140ZM151 70V69H150ZM153 70V69H152ZM162 70V69H161ZM167 70V69H166ZM169 70V69H168ZM171 70V69H170ZM201 70V71H199ZM4 71V70H3ZM15 71V70H14ZM42 71V70H41ZM164 71V70H163ZM177 71V70H176ZM179 71V73H181ZM236 71V69H235ZM238 71V70H237ZM241 71V70H240ZM243 71V70H242ZM262 71V70H261ZM260 71V72H261ZM18 73V71H16ZM39 72V71H38ZM131 72V71H130ZM135 72V71H133ZM132 72V73H133ZM148 72V70H147ZM210 72V71H209ZM13 73V72H12ZM37 73V72H36ZM41 73V72H40ZM111 73V72H110ZM123 73V72H122ZM139 73V71H138ZM156 73V72H155ZM169 73V72H168ZM181 73V74H182ZM212 73V72H211ZM217 73V72H215ZM215 73H213L215 75ZM229 73V72H228ZM237 73V72H236ZM246 73V71H245ZM255 73V72H254ZM42 74V73H41ZM118 74V73H117ZM148 74V73H147ZM154 74V73H153ZM159 74V73H158ZM170 74V73H169ZM234 74V73H233ZM241 74V73H240ZM239 74V75H240ZM6 75V74H5ZM8 75V74H7ZM11 75V73H10ZM14 75V73H13ZM18 75V74H17ZM45 75V74H44ZM109 74H106V76H108ZM149 75L151 76V74L149 73ZM155 75V74H154ZM153 75V76H154ZM179 75V74H177ZM187 75V77H186ZM193 75H196L195 78L191 77ZM208 75V74H207ZM212 75V74H211ZM210 75V76H211ZM231 75V74H229ZM235 75V74H234ZM233 75V76H234ZM254 75V76H253ZM250 77L253 76V78L251 79H256L255 77L256 74H253ZM264 75V73H263ZM16 76V75H15ZM20 76V77H21ZM35 76V75H34ZM38 76V75H37ZM42 76V75H41ZM40 76V77H41ZM81 78H80V77ZM105 76V77H106ZM110 76V75H109ZM132 76V75H130ZM135 76V75H134ZM148 76V75H147ZM152 76V77H153ZM169 76V75H168ZM175 76V75H174ZM181 76V75H179ZM11 77H13L11 75ZM28 77V76H27ZM46 77V76H45ZM111 77V76H110ZM138 77V75L136 76ZM135 77V78H136ZM144 77V76H142ZM219 77V76H218ZM227 77V76H226ZM232 77V76H231ZM235 77V76H234ZM233 77V78H234ZM242 77V76H241ZM39 78V77H38ZM91 78V77H90ZM89 78V79H90ZM128 78V77H127ZM126 78V80H128ZM134 78V79H135ZM149 78V77H148ZM180 78V77H179ZM179 78L177 79L179 82ZM182 78V77H181ZM225 78V76H224ZM230 78V77H229ZM249 78V77H247ZM258 78V77H257ZM260 78V77H259ZM264 78V77H263ZM8 79H12V78H8ZM7 79V80H8ZM26 79V78H25ZM28 79V78H27ZM41 79V78H40ZM145 79V78H144ZM147 79V78H146ZM168 79V78H167ZM166 79V80H167ZM183 79V78H182ZM188 79V80H189ZM235 79V78H234ZM244 79V78H242ZM241 79V81H242ZM246 79V78H245ZM5 79V81H7ZM13 80V79H12ZM24 80V79H23ZM140 80V79H139ZM156 80V79H155ZM169 80V79H168ZM172 80V79H171ZM169 80V82L171 81ZM175 80V79H174ZM211 80V79H210ZM214 82L215 79L213 78ZM222 80V79H221ZM247 80V79H246ZM258 80V79H257ZM25 81V80H24ZM129 81V80H128ZM141 81V80H140ZM182 81V80H181ZM185 81V80H184ZM217 81V80H216ZM228 81L227 79L225 80V82ZM230 81V80H229ZM234 81V80H233ZM232 81V82H233ZM238 81V79H237ZM39 82V81H37ZM43 83V81H41ZM131 82V81H130ZM136 83V80L134 81ZM145 82V81H144ZM164 82V81H163ZM162 82V83H163ZM167 82V81H166ZM220 82V81H219ZM4 83V82H3ZM6 83V82H5ZM185 83H188L185 82ZM227 83V82H226ZM251 83V82H250ZM32 85V81L30 83ZM36 84V83H35ZM45 84V82H44ZM132 84V83H131ZM130 84V86H131ZM138 84V82H137ZM136 84V85H137ZM184 84V83H183ZM190 84V83H189ZM253 85V83H251ZM13 85L15 86L14 82L12 83H8V86H6L7 88H15L13 87ZM43 85V84H42ZM87 85V84H86ZM91 85V84H90ZM127 85V84H126ZM129 85V84H128ZM134 85V84H133ZM144 85V84H142ZM147 85V83L145 84ZM178 85V84H177ZM218 85V84H216ZM223 85V84H222ZM236 85V84H235ZM29 86V84H28ZM96 86V88H98ZM123 86V85H122ZM135 86V85H134ZM176 86V85H175ZM188 86V85H187ZM225 86V85H224ZM230 86V85H227ZM233 86V85H232ZM231 86V87H232ZM41 87V86H40ZM129 87V86H128ZM144 87V86H143ZM153 87V86H152ZM170 87V86H168ZM173 87V86H172ZM180 87V86H179ZM185 87V86H184ZM220 87V86H219ZM235 87V86H233ZM243 87V86H242ZM249 87V86H248ZM247 87V89H248ZM9 88V89H10ZM25 88V86H24ZM42 88V87H41ZM115 88V87H114ZM134 88V87H133ZM138 88V87H137ZM136 88V89H137ZM148 88V87H147ZM146 88V89H147ZM155 88V87H154ZM159 90L160 86H158ZM157 88V89H158ZM165 88V86H164ZM178 88V87H176ZM175 88V89H176ZM221 88V87H220ZM224 88V87H223ZM139 89V88H138ZM153 89V88H152ZM174 89V88H173ZM174 89V90H175ZM185 89V88H184ZM212 89V88H211ZM215 89V88H214ZM227 89V88H226ZM236 89V88H235ZM246 89V90H247ZM17 90V89H16ZM14 89V91H16ZM23 91V89H21ZM27 90H29L27 88ZM38 90V89H36ZM154 90V89H153ZM152 90V91H153ZM167 90V89H166ZM188 90V89H187ZM203 90V91H204ZM232 90V89H231ZM238 90V89H237ZM241 90V88H240ZM245 90V89H244ZM243 90V92H244ZM25 91V89H24ZM150 90V92H152ZM158 91V90H157ZM169 91H171L169 89ZM209 91V90H208ZM211 91V90H210ZM255 91V90H254ZM257 91V90H256ZM256 91L254 92L256 95ZM36 92V91H34ZM139 92V91H138ZM181 92V91H178ZM207 92V91H206ZM223 92V90H222ZM246 92V91H245ZM23 93V92H22ZM25 93V92H24ZM28 93V92H27ZM33 93V92H32ZM38 93H41L40 91ZM43 93V92H42ZM129 93V92H128ZM135 93V92H134ZM140 93V92H139ZM153 93V92H152ZM164 93V92H163ZM169 94H171L170 92H168ZM202 93V92H201ZM211 93V92H210ZM225 93V90H224ZM235 93V92H234ZM242 93V92H241ZM264 93V92H263ZM262 93V94H263ZM16 94V93H15ZM20 94V93H17ZM30 94V92H29ZM117 94V93H115ZM130 94V93H129ZM147 94V93H146ZM175 94V93H174ZM204 94V93H203ZM218 94V93H217ZM221 94V93H220ZM240 94V93H239ZM38 94L33 93L32 95L28 96L27 98L24 99V106H22L20 104V106H16L15 109H20L23 107H28L31 103L32 100H39V98H36ZM43 95V97H44ZM118 95V94H117ZM122 95V94H121ZM160 95V94H159ZM180 95V94H179ZM206 95V94H205ZM208 95V93H207ZM253 95V94H252ZM131 96V95H130ZM155 96V97H154ZM184 96V95H183ZM204 96V95H203ZM211 96V95H210ZM230 96V95H229ZM228 96V97H229ZM247 96V95H245ZM250 96V95H249ZM24 98V95L22 96ZM119 97V96H118ZM127 97V96H126ZM139 97V96H136ZM144 97V96H143ZM169 97V96H168ZM201 97V96H200ZM214 97V96H213ZM227 97V96H226ZM248 97V96H247ZM49 98V99H48ZM121 98V97H120ZM132 98V97H131ZM159 100H158V99ZM174 99V96L172 97ZM177 97L175 96V99ZM211 98V97H210ZM216 98V97H215ZM225 98V97H224ZM223 98V100H224ZM240 98V97H239ZM243 98V96H242ZM42 99V98H41ZM129 99V98H128ZM127 99V100H128ZM169 99V98H168ZM171 99V98H170ZM179 99V98H178ZM183 99V98H182ZM185 99V98H184ZM195 99V101H194ZM203 99V98H202ZM212 99V98H211ZM237 99V98H236ZM142 100V99H141ZM144 100V99H143ZM181 100V98H180ZM199 100V99H198ZM222 100V98H221ZM250 100V99H249ZM34 101V102H35ZM139 101V100H138ZM173 101V100H172ZM213 101V100H212ZM115 102V101H114ZM113 102V103H114ZM132 102V101H131ZM177 102V101H174ZM184 102V101H183ZM186 102V101H185ZM205 102V100H204ZM216 102V101H215ZM231 102V101H230ZM36 103V102H35ZM93 103V102H92ZM111 103V102H110ZM138 103V102H137ZM207 103V102H206ZM222 103V102H221ZM224 103V102H223ZM246 103V102H245ZM249 103V102H248ZM118 104V102H117ZM129 103H127L128 105ZM140 104V103H139ZM156 104V105H157ZM210 104V103H208ZM213 104V103H212ZM219 104V103H218ZM252 104V103H251ZM34 105V104H32ZM38 105V104H37ZM35 104V106H37ZM45 105V106H46ZM98 105V104H97ZM125 105V104H124ZM180 105V104H179ZM182 105V104H181ZM223 105V104H222ZM255 105V104H254ZM43 106V105H42ZM41 106V107H42ZM94 106V105H93ZM141 106V104H140ZM191 106V107H192ZM208 106V105H207ZM211 106V105H210ZM217 106V105H216ZM96 107V106H95ZM121 107V106H120ZM125 107V106H124ZM127 107V106H126ZM129 107V106H128ZM143 107H145L143 105ZM180 109H182V106H179ZM243 107V106H242ZM254 107V106H253ZM32 108V106H31ZM36 108V107H35ZM38 108V106H37ZM93 108V107H92ZM122 108V107H121ZM194 108V107H193ZM203 108V107H202ZM218 108V106L216 107ZM225 108V107H224ZM247 108V107H246ZM249 108V107H248ZM258 108V106H257ZM263 108V107H262ZM44 109V108H43ZM130 109V108H129ZM132 109V108H131ZM140 109V107H139ZM143 109V108H141ZM208 109V108H206ZM215 109V108H214ZM244 109V108H243ZM256 109V108H255ZM42 110V109H41ZM92 110V109H91ZM126 110V108H125ZM161 110V109H160ZM194 110V109H193ZM210 110V109H209ZM261 112L262 109L260 108ZM264 110V109H263ZM29 111V110H28ZM118 111V110H117ZM131 111V110H130ZM128 111V112H130ZM136 111V108H135ZM134 111V112H135ZM212 111V110H210ZM218 111V109H217ZM232 111V108H231ZM34 112V111H33ZM100 112V111H99ZM114 112V111H113ZM123 111H120V113H122ZM133 112V113H134ZM138 112V111H137ZM136 112V115H137ZM141 112V110H140ZM143 112V111H142ZM141 112V113H142ZM152 112V111H151ZM151 112H148L147 114H151ZM182 112V111H181ZM198 112V111H197ZM214 112V111H213ZM212 112V113H213ZM32 113V112H30ZM103 113V112H101ZM131 113V112H130ZM160 113V112H158ZM189 113V112H187ZM186 113V114H187ZM206 113V112H205ZM210 113V112H209ZM219 113V111H218ZM264 113V112H263ZM108 114V113H107ZM140 114V113H139ZM162 114V113H161ZM183 114V113H182ZM199 114V113H198ZM248 114V113H247ZM37 115V114H36ZM103 115V114H102ZM105 115V114H104ZM135 115V114H134ZM184 115V114H183ZM221 115V114H220ZM224 115V113H223ZM227 115V114H226ZM244 115V114H243ZM256 115V114H255ZM254 115V116H255ZM259 115V114H257ZM113 116V115H112ZM138 116V115H137ZM165 116V115H163ZM205 116V115H204ZM263 116V115H262ZM33 117V116H32ZM122 117V116H121ZM190 117V116H189ZM242 117V116H241ZM240 117V118H241ZM248 117V116H247ZM251 117V116H250ZM248 117V118H250ZM256 117V116H255ZM102 118V117H101ZM112 118V117H111ZM115 118V117H114ZM147 118V117H146ZM180 118V117H179ZM245 118V117H244ZM2 119V118H0ZM99 119V118H98ZM109 119V118H108ZM117 119V118H116ZM121 119V118H120ZM184 119V118H183ZM187 119V118H186ZM200 119V118H199ZM198 119V120H199ZM247 119V118H246ZM257 119V118H256ZM261 119V118H260ZM134 120V119H133ZM151 120V119H150ZM201 120V119H200ZM199 120V121H200ZM225 120V119H224ZM223 120V121H224ZM1 121V120H0ZM113 121V120H111ZM143 121V120H142ZM146 121V120H145ZM187 121V120H186ZM241 119L239 120V122L241 123ZM115 122V121H113ZM148 122V121H147ZM193 121H190V123H192ZM204 122V121H203ZM202 122V123H203ZM238 122V123H239ZM253 121H250V123H252ZM117 124V122H115ZM130 123V122H129ZM132 123V122H131ZM139 123V122H138ZM200 123V122H199ZM224 123V122H223ZM228 123V122H227ZM226 123V124H227ZM237 123V122H236ZM245 123V122H244ZM249 123V122H248ZM247 123V124H248ZM254 123V122H253ZM149 124V123H148ZM231 124V123H230ZM242 124V123H241ZM258 124V123H257ZM264 124V123H263ZM123 125V124H122ZM145 125V124H143ZM153 125V124H152ZM237 125V124H236ZM101 126V125H100ZM125 126V125H124ZM241 126V125H240ZM239 126V127H240ZM247 126V125H246ZM252 126V125H250ZM260 126V124H259ZM123 127V126H122ZM121 127V128H122ZM140 127V126H138ZM145 127V126H144ZM149 127V126H148ZM233 127V124H232ZM261 127V126H260ZM95 128V127H94ZM100 128V127H99ZM230 128V127H229ZM234 128V127H233ZM254 128V127H253ZM102 129V128H101ZM120 129V127H119ZM118 129V130H119ZM147 129V128H145ZM219 129V128H218ZM240 129V128H239ZM255 129V128H254ZM122 130V129H121ZM120 130V131H121ZM129 130V129H127ZM149 130V129H148ZM209 130V129H208ZM221 130V128H220ZM230 130H232L230 128ZM259 130V129H258ZM105 131V130H104ZM114 131V130H113ZM146 131V130H145ZM212 131L213 127H212ZM245 131V130H244ZM254 131V130H253ZM124 131H122L123 133ZM144 132V131H143ZM204 132V133H203ZM216 132V130H215ZM218 132V131H217ZM220 132V131H219ZM239 132V131H238ZM251 132V130L249 131ZM255 132V131H254ZM149 133V132H148ZM227 133V132H226ZM256 133V132H255ZM261 133V132H260ZM101 134V133H100ZM99 134V135H100ZM109 134V133H108ZM144 134H146L144 132ZM220 134V133H219ZM228 134V133H227ZM243 134V131H242ZM245 134V133H244ZM254 134V133H253ZM263 134V133H262ZM259 135V134H257ZM261 135V134H260ZM259 135V136H260ZM228 136V135H227ZM264 136V135H263ZM113 137V136H112ZM117 137V136H116ZM115 137V138H116ZM119 137V136H118ZM151 137V136H150ZM211 137V136H210ZM114 138V139H115ZM137 138V137H136ZM161 138V137H159ZM235 138V137H234ZM248 138V137H247ZM254 138V137H253ZM260 138V137H259ZM258 138V139H259ZM119 139V138H118ZM121 139V137H120ZM257 139V138H256ZM124 140V139H123ZM146 141V139H144ZM119 141V140H118ZM127 141V140H126ZM138 141V140H137ZM142 141V140H141ZM159 141V140H158ZM125 142V141H124ZM136 142V140H135ZM210 142V141H209ZM256 142V141H255ZM260 142V141H259ZM115 143V142H114ZM119 143V142H118ZM149 143V142H146ZM151 143V142H150ZM257 143V142H256ZM136 144V143H135ZM154 144V143H153ZM241 144V145H240ZM260 144V143H259ZM264 144V143H262ZM107 145V144H106ZM111 145V144H110ZM168 145V143H167ZM166 145V147H167ZM168 145V146H169ZM257 145V144H256ZM261 145V144H260ZM22 146V147H21ZM135 146V145H133ZM132 146V147H133ZM137 146V144H136ZM149 146V145H148ZM151 146V145H150ZM2 147V146H1ZM0 147V148H1ZM101 147V146H100ZM107 147V146H106ZM126 147V146H124ZM123 147V148H124ZM140 147V146H139ZM158 147V146H156ZM253 147V146H252ZM262 147V146H261ZM3 148V147H2ZM136 148V147H135ZM159 148V147H158ZM258 147L256 146V149ZM121 149V148H120ZM145 149V148H144ZM152 149V148H151ZM171 149V150H172ZM2 150V149H1ZM150 150V149H149ZM154 150V149H153ZM151 150V151H153ZM168 150V149H167ZM249 150V149H248ZM262 150V149H261ZM146 151V149H145ZM247 151V149L245 150ZM251 151V150H250ZM172 152V151H169ZM256 152V151H255ZM142 153V152H141ZM155 153V152H154ZM159 153V152H158ZM257 154L259 152H256ZM239 154V155H240ZM254 154V151H253ZM234 155V154H233ZM232 155V156H233ZM245 155V153H244ZM133 156V157H132ZM231 156V155H230ZM238 156V155H237ZM242 156V155H241ZM247 156V155H246ZM160 159L161 165L160 167H158L157 165H155V159ZM253 157V156H251ZM250 157V159H251ZM262 157V156H261ZM117 158V157H116ZM118 159V158H117ZM152 159V160H151ZM154 159V160H153ZM156 159V160H157ZM224 159V158H223ZM248 159V156H247ZM262 159V158H260ZM109 160V159H108ZM115 159H113L114 161ZM221 160V159H220ZM219 160V161H220ZM252 160V159H251ZM257 160V159H256ZM256 160H252L256 161ZM259 160V159H258ZM264 160V159H263ZM147 161H151V163H147ZM176 161V162H175ZM235 161V160H234ZM261 161V160H260ZM108 162V161H106ZM115 162V161H114ZM153 162V163H152ZM229 162V161H228ZM227 162V163H228ZM231 162H233L231 160ZM242 162V161H241ZM245 162V161H244ZM219 163V162H218ZM254 163V162H253ZM262 163V162H260ZM259 163V164H260ZM107 164V163H106ZM116 164V163H115ZM117 164V165H119ZM158 164V163H157ZM210 163H207V165ZM212 164V163H211ZM215 164V163H214ZM230 164V162H229ZM258 164V161H257ZM108 165V164H107ZM151 166L149 170H147L144 167H148ZM205 165V163H204ZM236 165V164H235ZM234 165V166H235ZM262 165L261 164L258 168H260ZM177 166V165H176ZM179 166V164H178ZM182 166V167H183ZM184 166V167H185ZM252 166V165H251ZM255 166V165H253ZM2 167L3 165L0 164V188H2V190H5V193H7V191L11 192V185L8 184V177L4 176L2 174ZM109 167V166H108ZM227 167V166H226ZM244 167V166H242ZM246 167V166H245ZM177 168V167H176ZM192 168V167H191ZM207 168V167H204ZM219 168V167H218ZM230 168V167H229ZM235 168V167H234ZM252 168V167H251ZM257 168V167H256ZM106 169V168H105ZM108 169V168H107ZM163 169V170H165ZM190 169V168H189ZM202 169V168H201ZM233 169V168H231ZM240 169V168H239ZM145 170V171H144ZM174 169H172L173 171ZM198 170V169H197ZM212 170V169H211ZM210 170V171H211ZM227 170V169H226ZM236 170V169H235ZM169 171V170H168ZM171 171V169H170ZM184 171V170H183ZM187 171V168L185 170V172ZM191 171V170H190ZM204 171V170H203ZM220 171V170H219ZM218 171V172H219ZM224 171V170H223ZM230 171V169H229ZM233 171V170H232ZM240 171V170H238ZM243 171V170H242ZM256 172V169L253 170ZM260 171V170H259ZM264 171V170H263ZM262 171V173H263ZM175 172V170H174ZM182 172V171H181ZM192 172H196L193 171ZM201 172V171H200ZM227 172V171H226ZM226 172L224 173V176L226 174ZM261 172V171H260ZM153 173V172H152ZM163 173V172H162ZM172 173V172H171ZM214 173V171H213ZM216 173V171H215ZM232 173V172H230ZM261 173V174H262ZM104 174H107L106 172ZM156 174H160V173H156ZM175 174V173H174ZM188 174V173H187ZM190 174V173H189ZM192 174V173H191ZM217 174V173H216ZM229 174V173H227ZM226 174V175H227ZM245 174V173H244ZM255 174V173H252ZM116 175V174H115ZM167 176V174H165ZM196 175V174H195ZM203 175V174H202ZM212 175V174H211ZM208 175V176H211ZM239 175H242L239 173ZM178 176V175H177ZM191 176H194V174H192ZM190 176V177H191ZM230 176V175H229ZM229 176H227V178H229ZM254 176V175H253ZM259 176V174L257 175ZM264 176V175H263ZM111 177V176H109ZM184 177V176H183ZM204 177V176H203ZM212 177V176H211ZM222 177V176H221ZM105 178V177H104ZM103 178V179H104ZM114 178V177H113ZM112 178V179H113ZM196 178V177H194ZM220 178V176H219ZM230 178H232L230 176ZM264 178V177H263ZM262 178V179H263ZM170 179V178H169ZM189 179V178H188ZM213 179V178H212ZM221 179V178H220ZM219 179V180H220ZM223 179V178H222ZM261 179V178H259ZM261 179V180H262ZM114 180V179H113ZM207 180V179H206ZM230 181V179H228ZM246 180V179H245ZM109 181V180H108ZM117 181V180H116ZM115 181V182H116ZM120 181V180H119ZM160 182V180H158ZM205 181V180H204ZM210 181V180H209ZM209 181H206L207 183ZM221 181H225V180H221ZM248 181V180H247ZM106 182V181H105ZM170 182V181H168ZM177 182V181H176ZM196 181H193V183ZM253 182V181H252ZM114 183V182H113ZM112 184H109L110 186H113ZM140 182H136V184H139ZM167 183V182H166ZM192 183V182H191ZM197 183V182H196ZM203 183V182H201ZM200 183V184H201ZM228 183V182H227ZM225 182V186L227 184ZM116 184V183H115ZM121 185V183H119ZM147 184V183H146ZM163 184V183H162ZM204 184V183H203ZM217 184V183H216ZM234 184V183H233ZM258 183H256L257 186ZM99 185V184H98ZM108 185V186H109ZM118 185V184H117ZM134 185V186H135ZM230 185V184H229ZM239 185H241L239 183ZM253 185V184H252ZM107 186V187H108ZM122 186V185H121ZM145 186V185H144ZM151 186V184H150ZM182 186V185H181ZM184 186V185H183ZM190 186V185H188ZM202 186V185H201ZM209 186V185H208ZM224 186V185H223ZM222 186V187H223ZM231 186V185H230ZM234 186V185H233ZM243 186V185H242ZM246 186V183L245 185ZM264 186V185H263ZM100 187V186H99ZM104 187V186H103ZM106 187V186H105ZM124 187V186H123ZM148 187V186H147ZM171 187V186H170ZM185 187V186H184ZM183 187V189H184ZM207 187V186H206ZM229 187V186H228ZM118 188V186H117ZM141 188V186H140ZM200 188V186H199ZM198 188V189H199ZM210 188V187H209ZM239 188V186H238ZM238 188H235L236 190ZM258 188V187H257ZM111 189V188H109ZM119 189V188H118ZM118 189L116 191H118ZM128 189V188H125ZM161 189V188H160ZM174 189V188H173ZM208 189V188H207ZM213 189V188H212ZM221 189V188H220ZM234 189V190H235ZM253 189V188H252ZM260 189V188H259ZM263 189V188H262ZM102 190V189H101ZM114 190V189H113ZM121 190V188H120ZM124 190V189H123ZM175 190V189H174ZM182 190V189H181ZM195 190V189H194ZM219 190V189H218ZM229 190V189H228ZM112 191V190H110ZM165 191V190H164ZM168 191V190H167ZM188 191V190H187ZM209 191V189H208ZM227 191V190H226ZM232 191V189L230 190ZM251 191V189H250ZM255 191V188H254ZM253 191V192H254ZM257 191V190H256ZM109 192V191H108ZM115 192V190H114ZM146 192V190H145ZM156 192V191H155ZM220 192V190H219ZM235 192V191H234ZM238 192V191H237ZM249 192V191H248ZM148 193V192H147ZM159 193V192H157ZM173 193V192H172ZM176 193V192H175ZM213 193V192H212ZM216 193V192H215ZM227 193L229 194L230 192H226L225 197L227 196ZM242 193L239 190L240 194ZM245 193V192H243ZM247 193V192H246ZM252 193V192H251ZM166 194V198L167 197V193ZM249 194V193H248ZM259 194V193H258ZM109 195V196H107ZM163 195V194H161ZM192 195V194H191ZM190 195V196H191ZM210 195V194H209ZM231 194H229L230 196ZM246 195V194H245ZM250 198L252 197V194H249ZM248 195V196H249ZM181 196V195H180ZM185 196V195H184ZM207 196V195H206ZM205 196V197H206ZM224 196V195H223ZM240 196V195H239ZM247 196V195H246ZM247 196V197H248ZM157 197V196H156ZM173 197V196H172ZM171 197V198H172ZM183 197V196H182ZM186 197V196H185ZM204 197V196H203ZM208 197V196H207ZM206 197V198H207ZM222 197V195H221ZM236 197V196H235ZM177 198V197H176ZM180 198V197H179ZM210 198V197H209ZM208 198V199H209ZM229 198V197H227ZM237 198V197H236ZM241 198V196H240ZM254 198V197H253ZM230 199V198H229ZM238 199V198H237ZM187 200V199H186ZM194 200V199H193ZM203 200V199H202ZM207 200V199H206ZM210 200V199H209ZM222 200V199H221ZM234 201V199H232ZM170 201V200H169ZM205 201V199H204ZM208 201V200H207ZM206 201V202H207ZM218 201V200H217ZM225 201V199L223 200ZM228 201V199H227ZM243 201V200H241ZM240 201V202H241ZM256 202H258L257 200H255ZM182 202V201H181ZM251 202V201H250ZM163 203V202H162ZM219 203V202H218ZM228 203V202H227ZM230 203V202H229ZM235 203V201L233 202ZM160 204V203H158ZM157 204V205H158ZM189 204V203H188ZM187 204V205H188ZM199 204V203H198ZM208 204V203H204ZM210 204V203H209ZM213 204V203H212ZM226 204V201H225ZM231 204V203H230ZM237 204V203H235ZM242 203H240L241 205ZM244 204V203H243ZM248 203H246L247 205ZM168 205V203H167ZM186 205V206H187ZM197 205V204H196ZM240 205L237 207L239 208ZM177 206H179V203L176 205L172 206V203H170L169 207L171 208V212L174 211L177 208ZM214 206V205H213ZM217 206V205H216ZM220 205H218L219 207ZM243 206V205H242ZM258 206V205H255ZM260 206V205H259ZM1 207V206H0ZM161 207V206H160ZM168 207V206H167ZM202 207V206H201ZM215 207V206H214ZM220 206V212L221 211H226L225 206L222 207ZM209 208V207H208ZM216 208V207H215ZM228 208V207H227ZM233 208V206H232ZM245 208V207H244ZM254 208V207H252ZM261 208V207H260ZM156 209V208H155ZM180 209V208H179ZM178 209V210H179ZM212 209V208H211ZM218 209V210H219ZM236 209V208H235ZM235 209H231V210H235ZM247 209V208H246ZM250 209V208H249ZM257 210V208H255ZM168 210V209H165ZM177 210V211H178ZM182 210V209H181ZM192 210V208H191ZM190 210V212H191ZM238 210V209H237ZM260 210V209H259ZM263 210V209H262ZM156 211V210H155ZM160 211V210H158ZM210 211V209H209ZM208 211V212H209ZM228 211V210H227ZM226 211V212H227ZM241 211V210H240ZM243 211V210H242ZM241 211V212H242ZM250 211V210H249ZM261 211V210H260ZM161 212V211H160ZM215 213V210L213 212L210 211V214ZM239 212V211H238ZM237 212V213H238ZM244 212V211H243ZM242 212V213H243ZM252 213V211H250ZM166 213V212H165ZM173 213V212H172ZM173 213V214H174ZM179 214V212H177ZM197 213V212H196ZM200 213V212H199ZM206 213V212H205ZM204 213V214H205ZM222 213V212H221ZM246 213V211H245ZM254 213V211H253ZM264 213V212H263ZM155 214V213H154ZM208 213H206L207 215ZM208 214V216L210 215ZM247 214V213H246ZM245 214V215H246ZM250 214V213H248ZM257 214V213H256ZM256 214H254V217L256 216ZM261 215V213H259ZM166 215V214H165ZM188 215V214H187ZM201 215V214H200ZM218 215V214H217ZM244 215V214H243ZM244 215V217H245ZM251 215V214H250ZM253 215V214H252ZM251 215V216H252ZM182 216V215H181ZM184 216V215H183ZM238 216V215H237ZM235 216V217H237ZM249 216V215H248ZM31 217V216H30ZM133 217L134 218H138L140 221L138 223H132L133 221ZM153 217V216H152ZM165 217V216H164ZM186 217V216H185ZM200 217V216H199ZM219 216H217L218 218ZM223 217V216H222ZM225 217V215H224ZM20 218V217H19ZM193 218V217H192ZM198 217L196 216V219ZM216 218V216L214 217ZM214 218H212V220H214ZM246 218V217H245ZM244 218V219H245ZM249 218V217H248ZM251 218V217H250ZM249 218V219H250ZM151 219V218H150ZM153 219V218H152ZM160 219V218H159ZM181 219V218H180ZM178 219V220H180ZM239 219V218H238ZM252 219V218H251ZM264 219V218H263ZM137 220V219H136ZM135 220V221H136ZM191 220V218H190ZM209 220V219H208ZM210 218V221H212ZM224 220V219H223ZM231 220V219H230ZM235 222L238 221H243V220H238L235 218ZM261 220V218L259 219ZM159 221V220H158ZM164 221V220H163ZM166 221V219H165ZM177 221V220H175ZM207 221V219H206ZM215 221H220V220H215ZM226 221V220H225ZM232 221V220H231ZM251 221V220H250ZM262 221V220H261ZM172 222V221H171ZM187 222V221H186ZM189 222V220H188ZM202 222V221H201ZM209 223V221H207ZM252 222V221H251ZM251 222H249L250 224H252ZM258 222V221H257ZM264 221H262L263 223ZM165 223V222H164ZM203 223V222H202ZM214 223V222H213ZM212 223V224H213ZM216 223V222H215ZM224 223V222H222ZM228 223V222H227ZM245 223H248L245 222ZM256 223V222H255ZM146 224V223H145ZM150 225V223H148ZM156 224V223H155ZM158 224V223H157ZM211 224V227L213 226ZM219 224V223H218ZM231 224V223H230ZM239 224V223H238ZM236 224V225H238ZM242 224V223H241ZM249 224V225H250ZM179 225V223H178ZM190 225L193 226L194 222L190 221ZM209 225V224H208ZM217 225V224H215ZM220 225V224H219ZM218 225V226H219ZM224 225V224H223ZM244 227V224H242ZM256 225V224H254ZM210 226V225H209ZM221 226V225H220ZM225 226V225H224ZM252 225H250L251 228ZM259 226V225H258ZM257 226V227H258ZM261 226V225H260ZM180 227V226H179ZM210 227V228H211ZM227 227V225H226ZM232 227V226H230ZM242 227V226H241ZM247 227V226H246ZM244 227V228H246ZM253 227V226H252ZM256 227V226H255ZM256 227V228H257ZM214 228V227H213ZM234 227H232L233 229ZM249 228V227H248ZM248 228H246V230H248ZM260 228V227H259ZM258 228V229H259ZM157 229V228H156ZM160 229V228H159ZM167 229V228H166ZM217 229V228H216ZM236 229V228H235ZM234 229V230H235ZM241 229V228H240ZM254 229V228H253ZM199 230V229H198ZM220 230V229H219ZM229 230V228H228ZM227 230V231H228ZM239 230V229H238ZM242 231L245 232V230H243V228L241 229ZM250 230V229H249ZM153 231V230H152ZM155 231V230H154ZM153 231V232H154ZM196 231V230H195ZM212 231V229H211ZM216 231V230H215ZM218 231V229H217ZM224 231V229H223ZM253 231V230H252ZM264 231V229H263ZM261 231V232H263ZM182 232V231H181ZM210 232V231H209ZM208 232V233H209ZM230 232V231H229ZM236 232V231H235ZM248 232V231H247ZM184 233V232H183ZM202 233V232H201ZM217 233V232H216ZM225 233V231H224ZM232 233V232H231ZM259 233V232H258ZM264 233V232H263ZM174 234V233H173ZM205 234V233H204ZM207 234V233H206ZM214 234V233H212ZM235 234V233H234ZM241 234V233H240ZM246 234V233H245ZM251 234V233H250ZM261 234V233H260ZM216 235V234H215ZM223 235V234H221ZM226 235V233H225ZM228 235V234H227ZM239 235V232H238ZM237 235V236H238ZM253 235V234H252ZM264 235V234H262ZM156 236V235H155ZM170 236V235H168ZM240 236V235H239ZM239 236L237 238H239ZM255 236V234L253 235ZM252 236V237H253ZM212 237V235H211ZM220 237V236H219ZM218 237V238H219ZM225 237V236H224ZM230 237V236H228ZM241 237V236H240ZM261 237V236H260ZM137 238V239H136ZM176 238V237H175ZM196 238V237H195ZM206 238V237H204ZM236 237L234 236L233 240ZM248 238V237H247ZM257 238H259L257 236ZM264 238V237H262ZM40 239H44V240H40ZM136 239V240H135ZM217 239V238H216ZM229 240V238H227ZM136 241V243H132L133 241ZM159 240V239H158ZM188 240V239H187ZM209 240V239H208ZM237 240V239H236ZM235 240V242H236ZM251 240V238H250ZM153 241V239H152ZM181 241V240H180ZM184 241V240H183ZM224 241V240H223ZM243 241V240H242ZM248 241V240H247ZM253 241V239H252ZM24 242V241H23ZM149 242V241H148ZM168 242V241H167ZM210 242V241H209ZM234 242V241H233ZM238 242V241H237ZM245 242V241H244ZM258 242V240H257ZM151 243V242H150ZM156 243V242H155ZM162 243V242H161ZM206 243V242H205ZM249 243V241H248ZM252 243V242H251ZM256 243V242H255ZM262 241L259 243L261 244ZM264 243V242H263ZM243 244V243H242ZM193 245V244H192ZM224 245V244H223ZM238 245V243H237ZM248 245V244H247ZM252 245V244H250ZM263 245V244H262ZM260 245V246H262ZM185 246V245H184ZM257 246V245H254ZM259 246V247H260ZM182 247V246H181ZM191 247V246H190ZM204 247V245H203ZM219 247V246H218ZM246 247V246H244ZM243 247V250H244ZM248 247V246H247ZM250 247V246H249ZM263 247V246H262ZM156 248V247H155ZM174 248V247H173ZM220 248V247H219ZM226 248H229L226 247ZM151 249V248H150ZM189 249V248H188ZM196 249V248H195ZM194 249V253L197 251H195ZM218 248H216L217 250ZM231 249V248H229ZM228 249V250H229ZM242 249V248H241ZM255 249V247H254ZM262 249V248H261ZM182 250V249H181ZM258 250V249H257ZM264 250V249H263ZM231 251V250H229ZM235 251V250H234ZM252 251V250H251ZM251 251L249 250V252L251 253ZM176 252V251H175ZM222 252V251H221ZM225 252V251H224ZM232 252V251H231ZM237 252V250L235 251V253ZM242 252V251H241ZM253 252V251H252ZM182 253V252H180ZM199 253V252H198ZM255 253V252H254ZM258 253V252H257ZM134 254V253H133ZM156 255H158L157 253H154ZM226 254V253H225ZM246 254V253H245ZM259 254V253H258ZM264 254V253H263ZM180 255V254H179ZM183 255V254H181ZM203 255V254H202ZM231 255V254H230ZM239 255V254H238ZM243 255V254H241ZM247 255V254H246ZM246 255H244L246 257ZM252 255V254H251ZM250 255V256H251ZM136 256V255H135ZM175 256V255H174ZM191 256V255H190ZM205 256V255H204ZM209 256V255H208ZM222 256V255H220ZM236 256V255H235ZM242 256V257H244ZM257 256V255H256ZM261 257V254L259 255ZM52 259H51V258ZM193 257V256H192ZM206 257V256H205ZM240 257V256H239ZM241 257V258H242ZM252 257V256H251ZM153 258V257H151ZM168 258V257H166ZM209 258V257H207ZM248 258V257H247ZM246 258V259H247ZM262 258V257H261ZM260 258V259H261ZM264 258V257H263ZM171 259V258H170ZM169 259V260H170ZM203 259V258H202ZM214 259V258H213ZM245 259V258H244ZM245 259V260H246ZM252 259V258H250ZM248 259V260H250ZM160 260V259H159ZM182 260V259H181ZM199 260V258H198ZM222 260V259H220ZM238 260V258H237ZM236 260V261H237ZM244 260V261H245ZM264 260V259H262ZM136 261V259H135ZM144 261V259H143ZM158 261V260H157ZM156 261V262H157ZM165 261V260H164ZM216 261V260H215ZM240 261V260H239ZM238 261V264H239ZM241 261H243L241 259ZM247 261V260H246ZM182 262V261H181ZM233 262V261H232ZM250 262V261H249ZM257 262V261H256ZM255 262V263H256ZM259 262V261H258ZM262 262V261H261ZM162 263V262H161ZM172 263V262H171ZM192 263V262H191ZM201 263V262H200ZM136 264V263H135ZM143 264V263H142ZM147 264V262H146ZM153 264V263H152ZM165 264V263H164ZM185 264V263H184ZM197 264V263H196ZM216 264V263H214ZM236 264V263H235ZM254 264V263H253Z\"/></svg>","mask_w":264,"mask_h":264}]
</instances>
